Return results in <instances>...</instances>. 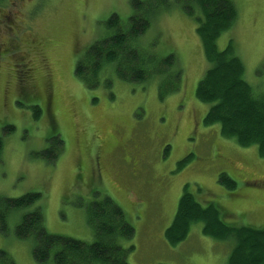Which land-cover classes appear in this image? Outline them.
I'll use <instances>...</instances> for the list:
<instances>
[{
	"label": "rangeland",
	"instance_id": "obj_1",
	"mask_svg": "<svg viewBox=\"0 0 264 264\" xmlns=\"http://www.w3.org/2000/svg\"><path fill=\"white\" fill-rule=\"evenodd\" d=\"M169 1L137 40L160 58L176 57L181 90L164 99L158 77L121 81L108 69L88 88L74 75L78 59L115 34L109 19L131 17L132 0H8L0 6V196L41 194L29 209L12 213L8 230L0 232V249L17 264H39L32 239L15 234L20 216L36 206L49 234L92 244L87 207L111 197L136 231L123 242L134 247L129 264L226 263L230 241L205 236L200 223L184 242L167 241L185 187L204 206L217 205L227 225L264 227V159L258 147L222 138L219 125L204 126L211 105L200 103L195 91L210 64L198 21L181 1ZM232 1L238 17L217 46L225 49L233 40L246 81L264 95V0ZM222 173L237 183L234 191L219 182Z\"/></svg>",
	"mask_w": 264,
	"mask_h": 264
},
{
	"label": "trees",
	"instance_id": "obj_2",
	"mask_svg": "<svg viewBox=\"0 0 264 264\" xmlns=\"http://www.w3.org/2000/svg\"><path fill=\"white\" fill-rule=\"evenodd\" d=\"M179 1L182 8L198 21L197 35L210 64L195 91L200 103L211 105L203 120L204 126L219 125L222 138L233 139L241 148L258 147L259 157L264 159V95L246 81L244 62L239 58L233 40L225 49L219 50L217 46L220 36L230 31L237 20L236 5L232 0H176ZM6 3L8 0H0L1 7ZM131 4L133 13L127 22L113 15L108 26L115 34L91 46L78 59L74 75L88 88L98 86L101 73L108 69L121 81L145 83L158 77L159 94L164 99L181 90L183 73L180 69L175 71L176 57L160 58L150 50L142 49L137 40L147 32L159 10L168 9L171 2L132 0ZM6 130L10 131L9 128ZM56 143L63 145L61 139ZM3 149L0 137V156ZM219 182L229 191L237 187L227 173L220 174ZM40 197L38 193L18 198L0 196V232L8 230L6 222L12 213L29 209L40 201ZM87 209V220L94 231L92 244L49 234L43 213L37 206L20 216L15 234L19 239H32V253L39 264H129L128 254L134 247L126 249L123 242L130 241L136 231L126 219L124 210L108 196L90 204ZM174 216L165 232L172 246L184 242L191 226L200 223L205 236L219 242L230 241L225 264H264V227L227 225L226 215L217 205L204 206L187 187ZM0 264L17 263L10 253L0 249Z\"/></svg>",
	"mask_w": 264,
	"mask_h": 264
},
{
	"label": "crops",
	"instance_id": "obj_3",
	"mask_svg": "<svg viewBox=\"0 0 264 264\" xmlns=\"http://www.w3.org/2000/svg\"><path fill=\"white\" fill-rule=\"evenodd\" d=\"M228 252V251H227ZM227 252L225 253V256H224V258L227 256Z\"/></svg>",
	"mask_w": 264,
	"mask_h": 264
},
{
	"label": "flooded vegetation",
	"instance_id": "obj_4",
	"mask_svg": "<svg viewBox=\"0 0 264 264\" xmlns=\"http://www.w3.org/2000/svg\"><path fill=\"white\" fill-rule=\"evenodd\" d=\"M185 160V159H184Z\"/></svg>",
	"mask_w": 264,
	"mask_h": 264
}]
</instances>
